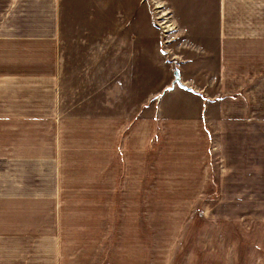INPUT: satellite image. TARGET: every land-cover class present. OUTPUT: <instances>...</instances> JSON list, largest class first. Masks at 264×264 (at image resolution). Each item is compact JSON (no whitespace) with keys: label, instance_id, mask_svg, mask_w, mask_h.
<instances>
[{"label":"crops","instance_id":"1","mask_svg":"<svg viewBox=\"0 0 264 264\" xmlns=\"http://www.w3.org/2000/svg\"><path fill=\"white\" fill-rule=\"evenodd\" d=\"M131 1L137 4L131 9L135 13L140 0H0V19L7 14L16 19L8 25L0 21V42H4L0 45V264H82L78 253L83 252L76 247L79 237L72 231L86 226L87 220L70 218L69 209L85 211L103 204L108 208L111 176L109 147L104 142L109 127L108 121L101 122V133L94 140L100 136L99 158L95 147V158L83 173L90 183L67 186L65 180L73 172L66 167L62 149L69 146L81 152L88 134L75 140L82 124L62 118L73 112L62 105L66 81L63 58L56 55L57 18L58 13H109L111 6L124 13L125 2ZM147 1L148 13H181L180 29L188 38L179 49L181 81L161 92L154 119L161 122V131L179 123L185 132H199L197 150L203 159L198 179L212 180L208 186L170 191L219 194L218 209L250 210L246 188L237 180L253 178V162L230 152L234 140L228 131L264 130V0ZM20 13H35V27L23 28L29 15ZM29 41H36L43 52L47 43L52 44L53 57L8 56V44ZM141 127L133 125L122 142L125 158L117 160L121 178H140L139 160H131V155L140 144ZM212 132L217 133L215 144ZM191 135L195 138V133ZM196 166L191 161L188 168ZM93 179L100 185H92ZM123 189L115 193H139L134 186ZM235 194L238 197L232 198ZM202 199L191 198L186 209ZM255 223L246 218L191 220L179 249V264H264V228H257L258 223L264 227V221ZM199 224L209 228L201 233ZM169 258L173 264V255Z\"/></svg>","mask_w":264,"mask_h":264},{"label":"rangeland","instance_id":"2","mask_svg":"<svg viewBox=\"0 0 264 264\" xmlns=\"http://www.w3.org/2000/svg\"><path fill=\"white\" fill-rule=\"evenodd\" d=\"M146 2L140 0L141 8L135 13H131V9L137 4L132 1L125 2L124 13H116L112 6L109 13H58L60 42L56 43V55L63 58L62 74L66 81L62 84L65 89L62 105L73 112L62 118L71 117L72 121L77 120L76 124H82L75 140L84 138L85 132L88 134L81 152L69 146L62 149L67 157L66 167L73 172L65 180L67 186L90 183L83 173L91 158H95V147L99 158L100 136L94 140L101 133V122L108 121L109 127L108 139L104 142L109 147L111 176L108 208L103 204L102 208L93 205L85 211L72 206L69 209L70 218L87 220L86 226L72 231L79 237L76 247L83 252L78 253L82 264H169L170 255H173V264H179V249L183 236L190 231L188 223L191 220L246 218L254 224L264 221L263 129L228 131L229 138L234 140L229 146L230 152L240 157L245 155L247 161L253 162V178L237 180L246 188L247 199L252 203L250 210L218 209L219 194L178 195L170 191L171 188L208 186L212 180L208 177L198 179V174H202L198 165L203 159L198 152L199 132H185L179 123L161 131V122L154 119L157 98L174 85L175 71L180 72L182 55L179 49L188 38L180 29L181 13H148ZM20 14L29 15L23 20V28L35 27V13ZM6 17L0 19L5 20V25L16 20L10 14ZM18 46L25 51H20ZM46 46L43 52L36 41L17 46L8 44L7 52L9 57L52 58L53 45L47 43ZM44 103L49 105L48 100ZM138 124L142 126L140 144L135 145L139 153L136 148L131 160H139L140 178H121L117 160L125 158L122 142L133 125ZM194 133L195 138L190 139ZM212 133L215 144L217 133ZM89 154L92 156H87ZM191 161L197 163L195 170L188 168ZM213 165H217L215 157ZM92 185H100V180L93 179ZM133 186L139 193H115ZM199 197L203 199L192 209H186L191 198ZM199 225L201 233L209 228L208 224ZM257 228L264 227L258 223ZM198 229L195 226V230Z\"/></svg>","mask_w":264,"mask_h":264},{"label":"water","instance_id":"3","mask_svg":"<svg viewBox=\"0 0 264 264\" xmlns=\"http://www.w3.org/2000/svg\"><path fill=\"white\" fill-rule=\"evenodd\" d=\"M180 73H179V71H175V82H174V84L175 83H180Z\"/></svg>","mask_w":264,"mask_h":264}]
</instances>
